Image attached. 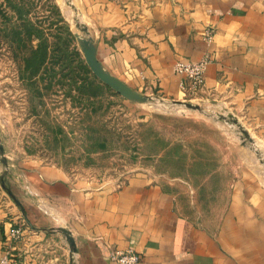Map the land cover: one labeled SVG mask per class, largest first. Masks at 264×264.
Masks as SVG:
<instances>
[{"label": "crops", "instance_id": "crops-1", "mask_svg": "<svg viewBox=\"0 0 264 264\" xmlns=\"http://www.w3.org/2000/svg\"><path fill=\"white\" fill-rule=\"evenodd\" d=\"M82 3L96 32V57L110 74L165 100L227 99L264 140V0ZM205 56L203 86L194 93L174 64ZM259 162L261 170L240 165L222 207L210 211L208 206L197 215L183 209L174 188L145 170L114 186L31 166L25 182L47 204L60 202L59 224L24 231L23 239L11 241L9 229L18 215L0 204V259L9 250L16 264H111L112 250L130 249L138 264H264V164ZM56 227L70 231L75 252L62 232L50 230Z\"/></svg>", "mask_w": 264, "mask_h": 264}, {"label": "rangeland", "instance_id": "rangeland-1", "mask_svg": "<svg viewBox=\"0 0 264 264\" xmlns=\"http://www.w3.org/2000/svg\"><path fill=\"white\" fill-rule=\"evenodd\" d=\"M44 1L24 7L22 16L1 4L15 25L37 29L34 44L57 43V50L49 54L64 55L69 70L63 77L58 66L46 62L36 77H28L32 68L25 70L22 62L26 52L15 59L0 44V204L15 208L14 226L32 231L59 224L55 211L61 209L60 202L47 204L25 182L31 166H50L69 178L114 186L145 170L174 188L183 209L196 215L208 206L217 211L224 205L240 165L261 170L264 140L253 133L233 102L187 96L183 101L199 106L191 109L156 94H146L145 102L122 97L92 72L80 69L74 53L80 51L76 34L96 39L82 0H54L63 22L55 21ZM77 22L87 27L88 35ZM45 203L51 213L44 217ZM57 228L50 230L61 233ZM24 237L23 232L20 238Z\"/></svg>", "mask_w": 264, "mask_h": 264}, {"label": "trees", "instance_id": "trees-1", "mask_svg": "<svg viewBox=\"0 0 264 264\" xmlns=\"http://www.w3.org/2000/svg\"><path fill=\"white\" fill-rule=\"evenodd\" d=\"M35 1L37 2V0H1L2 3H0V44L5 45L8 50L13 54V58L15 59L18 58V55L21 52H26L22 56V62L24 64L25 70L28 71L29 68H32V70L28 72V77H36L39 74L41 67L46 62L51 63L53 67L58 66V68L60 69L59 73L63 75V77H66L69 75V70L68 65L66 63V58L63 55L64 52L60 50V53H62L63 56L59 57H57L56 55L50 56L49 54L50 50H52L53 53L57 50L55 46L58 44L49 42L48 40H41L34 44V37H36L34 31H37V29L34 28L31 24L26 23L15 25L12 19L8 18L5 15V10L1 9V4H7L8 7L12 8V11L14 13H18L19 15H21L23 13L24 7H28V5H34ZM44 2L46 3V5H48L50 13L52 14V16H54L55 21L63 22V16L55 1L45 0ZM65 27L67 29V33L69 35H72V33L69 31L68 26L65 25ZM52 46L53 49H49V47ZM74 53L79 59L80 69L86 71L87 73H91V70L88 68L80 51L76 49ZM64 71H66L67 73L64 74ZM93 77L95 76L93 75ZM102 85L110 90L107 85ZM84 88V83L78 86V90L80 92H83ZM111 93L116 94L115 92Z\"/></svg>", "mask_w": 264, "mask_h": 264}, {"label": "water", "instance_id": "water-1", "mask_svg": "<svg viewBox=\"0 0 264 264\" xmlns=\"http://www.w3.org/2000/svg\"><path fill=\"white\" fill-rule=\"evenodd\" d=\"M76 27L79 28L83 34L88 35V29L84 24H80L77 22ZM77 42L80 48V51L83 55V58L91 70V72L105 85H107L109 88H111L113 91H115L117 94L121 95L122 97L136 101V102H145L149 99V96L146 94H143L125 83H123L121 80H119L117 77L110 74L98 61L96 57V46L93 42V40L90 37H85L83 35H77ZM173 103L175 104H181L184 105L187 108L191 109H199V106L193 105L189 102L183 101V100H174ZM234 123H237V120H233ZM242 133L248 137L247 132L241 128ZM0 150H2L0 148ZM58 231L62 232L64 236L67 239L69 249L71 252H75V243L74 239L71 236L70 231L65 227H59L57 228Z\"/></svg>", "mask_w": 264, "mask_h": 264}, {"label": "built area", "instance_id": "built-area-1", "mask_svg": "<svg viewBox=\"0 0 264 264\" xmlns=\"http://www.w3.org/2000/svg\"><path fill=\"white\" fill-rule=\"evenodd\" d=\"M205 36L207 39L211 37V30H206ZM209 59L207 56L199 61H188V62H176L174 64V70L176 73L185 76L190 84L192 92H197L203 86V72ZM184 88V84H183ZM23 230L18 226H11L9 229V238L11 241H16L23 235ZM111 264H138L139 256L134 251L128 250H117L114 249L109 254ZM17 260L11 251L6 250L1 259V264H16Z\"/></svg>", "mask_w": 264, "mask_h": 264}]
</instances>
